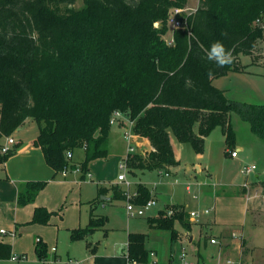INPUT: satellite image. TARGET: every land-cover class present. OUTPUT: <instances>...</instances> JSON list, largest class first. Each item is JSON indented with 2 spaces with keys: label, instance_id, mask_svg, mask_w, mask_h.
Masks as SVG:
<instances>
[{
  "label": "trees",
  "instance_id": "obj_1",
  "mask_svg": "<svg viewBox=\"0 0 264 264\" xmlns=\"http://www.w3.org/2000/svg\"><path fill=\"white\" fill-rule=\"evenodd\" d=\"M75 3L0 0V139L12 137L32 118L39 127L32 144L55 174L74 171L77 163L67 155L84 151L78 165L82 178L91 161L110 155V122L117 112L128 116L134 135L150 145L144 154L126 156L131 173L175 165L171 134L202 154L205 138L221 127L229 153L232 112L264 141V104L231 101L214 85L231 72H244L242 57L253 63L264 57V0H199L194 13L183 15L184 30L173 31L172 45L166 38L169 13L184 9L188 0H83L81 9ZM215 41L231 50L229 66L217 67L207 59ZM110 190L113 201L125 200L122 187ZM136 192V205L151 199L142 184ZM28 199L21 196L20 202ZM50 217L37 209L32 222L48 224ZM176 221L190 230L183 213L168 217L161 212L148 219L151 228L170 230L178 238ZM105 223L92 209L88 228L73 231L72 239ZM146 239L145 234H129V264L147 263ZM36 253L45 264L48 249L39 241ZM12 258L11 245L0 240V262Z\"/></svg>",
  "mask_w": 264,
  "mask_h": 264
},
{
  "label": "rangeland",
  "instance_id": "obj_2",
  "mask_svg": "<svg viewBox=\"0 0 264 264\" xmlns=\"http://www.w3.org/2000/svg\"><path fill=\"white\" fill-rule=\"evenodd\" d=\"M198 5L199 0H188L183 14L189 16L197 10ZM74 7L81 9L83 0H76ZM173 10L170 11L169 18ZM184 28L174 29L172 25H169L166 35L168 44L172 45L174 42L172 40L173 31L184 30ZM241 64L245 69L244 72H231L217 79L214 85L222 89L231 101L242 104H264V57L258 63H253L249 57L244 56L241 58ZM231 124L234 130V143L231 148L232 150L240 149L237 159H231L225 154L227 143L221 127H217L205 138L204 153L200 156L196 155L190 144L180 143L171 134V140L176 147L180 163L178 164L176 161L172 166L169 178L162 177L160 173L166 172L163 170L147 171L144 174L140 172L132 174L126 171L127 181L131 183V194L136 192L139 185H146L152 195L150 198L155 199L157 205L144 217H128L127 200L113 204L101 203L94 213L107 218L104 227L92 231L88 239L72 240L71 233L62 234L57 251L58 264H70V260L79 264H128L129 233L147 235L145 248L149 254L146 264H153V262L156 264H241L236 255H224L214 245L205 246L204 238L199 235L200 225H205L207 222L214 223L215 212L223 220L239 221L241 197L237 193L241 186L252 188L249 192L251 200L261 207L264 206V187L259 182L264 181V141L255 136L249 123L235 112L231 113ZM22 130L24 134L30 136L34 133L39 134L38 124L32 118L26 120ZM124 131V129L120 130L117 125H113L111 128L112 134L122 135L126 133ZM134 149L143 152L136 142ZM112 155V158L108 160L107 169L94 176V184H90L91 179L87 178L86 180L96 195L98 183L102 188H108L115 182H119L117 177L120 174V163L114 160L116 153ZM120 162L122 161L120 160ZM116 164L118 167L115 166ZM196 165L202 168L201 171L195 169ZM250 166H255L256 172L246 178V175L241 172L243 168ZM69 173L76 174L77 172L69 171ZM172 182L175 184L169 185ZM119 183L123 190H128L125 184ZM188 187L191 189L190 192L187 191ZM170 196L175 203L184 207L169 206L167 208L169 200L166 199H169ZM255 196L257 197L255 198ZM195 197L198 199H194ZM216 197H218L217 203H215ZM178 208H182L180 213H183L185 220L189 222L190 215L188 213L197 212L199 214V217L196 218L197 224L194 225L191 233V236H195L194 242L185 236L174 238L170 230L149 226L148 219L157 216L160 211L166 209L165 214L168 216V212L174 210L171 217H175L178 214L176 213ZM209 208H215V211L206 215L205 211ZM88 226V213L85 211L82 227L86 229ZM174 228L179 232L186 230L179 222L174 224ZM152 253L156 255L152 257ZM243 261L244 264H253L248 257ZM0 264L39 263L37 256L30 254L28 258H20L19 261L4 260Z\"/></svg>",
  "mask_w": 264,
  "mask_h": 264
},
{
  "label": "crops",
  "instance_id": "obj_3",
  "mask_svg": "<svg viewBox=\"0 0 264 264\" xmlns=\"http://www.w3.org/2000/svg\"><path fill=\"white\" fill-rule=\"evenodd\" d=\"M117 126L120 130L124 129V132L126 133L122 135L111 133L109 142L110 155L107 159H96L91 161L88 164V172L85 175V178H82L81 172H77L76 174L67 173L65 176L62 173L55 174V171L47 164L42 150L34 147L32 144L38 133H34L30 136L24 134L22 128H20L12 135L15 140V144L11 146L13 154L4 161L2 160L4 154L1 153V148L7 145L8 137L0 139V240L11 245L13 257L20 259L24 257L28 258L30 254L37 256L36 244L38 243V240H40L39 242L44 244L48 249V259L45 264H58L59 256L57 255V251L60 236L64 233H71L72 238L73 231L84 229L82 227V222L83 213L85 214V211L88 213V220L90 223L92 209L93 215L96 217H104L94 213L101 203L105 202L104 204H113L120 202L112 200V191L110 190L113 186L121 187L119 182H115L114 185H110L108 188H102L99 186L100 183H98L96 195V192H93L90 189L89 182L86 181L87 178L91 179L90 184H94V176L98 172H103L107 169L108 160L109 158H112L113 153H116V156L114 155V160L117 163H121L120 160L123 161L129 154L130 144H133L134 147V143L136 142L137 146L143 150V152L135 150L133 152L135 154H144L145 151L150 149L149 142L146 139L134 135L133 123L131 125L127 119H122ZM19 132L22 133L17 134ZM129 133L132 135L130 142L126 139V135ZM171 144L176 161H178L179 164L180 159L173 140H171ZM230 151H232V148ZM230 151L229 153L227 152L226 146L225 154L229 158L237 159L239 157V154L237 157H232ZM236 151L240 152V149H237ZM202 154L196 153V155L199 156ZM84 157V151L79 150L73 154L72 158L74 163L79 165L83 162ZM115 166L118 167V164ZM171 168L172 166L163 170L166 172L160 173L162 177L169 178V171ZM195 169L201 171L202 168L199 165H196ZM145 172L140 173L144 174ZM255 172L256 170L250 175L255 174ZM249 176H246V178ZM259 182H261L264 187V181ZM37 184H44V186L40 189H36V187L34 188L33 186H36ZM174 184L175 183L173 182L169 183V185ZM100 189H105V194H101ZM147 189L149 190L148 187ZM188 189L189 187L187 188V191L190 192L191 189ZM251 189L252 188H249L248 186H241L237 193V195L241 197L239 221L223 220L218 217L215 212L214 223L207 222L205 225H200L199 235L204 238L205 246H208L209 244L214 245L217 246L219 252L224 255H236V258L241 264H244L243 260L246 257L251 259L253 264H264V206L261 207L251 200V194L249 193ZM149 194L151 197L152 195L150 191ZM21 196H29V199L25 204L20 202ZM218 197L215 198V203H217L216 200ZM256 197L257 196H255V198ZM194 199L197 200L198 198L195 197ZM166 200H169L167 208L169 206L184 207L183 205L175 203L171 196ZM96 202L97 204H95ZM37 209H45L51 214L48 224L32 222ZM165 210L160 211L158 215L152 219L159 217L161 212L165 213ZM208 211L209 213H205L206 215L215 211V208H209ZM185 212L188 213L187 211ZM188 214L190 215V213ZM190 222V230L179 232L175 228L174 229L179 233V238L185 236L191 242H194L195 236H191V233L193 232L194 225L197 224L196 218L191 217L190 215ZM104 225L95 230L103 228ZM2 231H4V233ZM91 233L82 239H88L91 236ZM212 240H216L217 242L212 243ZM151 255L153 257L156 254L152 253ZM38 263L41 264L39 259ZM69 263L79 264L78 262H73L71 260ZM153 264L156 263L153 262Z\"/></svg>",
  "mask_w": 264,
  "mask_h": 264
},
{
  "label": "built area",
  "instance_id": "obj_4",
  "mask_svg": "<svg viewBox=\"0 0 264 264\" xmlns=\"http://www.w3.org/2000/svg\"><path fill=\"white\" fill-rule=\"evenodd\" d=\"M184 9H174L172 12V15L170 16L168 23L169 25H172L174 29H182L184 28L185 22L181 19L182 16L184 15ZM173 40V39H172ZM122 119H127L129 121L128 116H126L125 114H122L120 112H117L114 114L113 118L111 119V125H117L119 123V121H121ZM129 124L132 125V123L129 121ZM126 139L128 140V142L131 141L132 139V135L129 133L128 135H126ZM8 143L6 146L1 148V153L2 154H8L12 151V147L15 144V140L13 137H9L7 139ZM135 151L133 144H130L129 147V154L133 153ZM230 154L232 157H237L238 152L236 150H232L230 151ZM68 159H72L73 155L71 153H68ZM120 168V174L118 175V181L125 184V186L127 187L128 190L124 191V196H125V200H127V213L129 217H143L145 216V214L150 211L153 207H155L157 205V202L155 199H150L146 204L144 205H136L134 203L135 198H137L138 193L134 192L133 194H131L130 192V187H131V183L127 181L126 178V171H128V167H127V157L120 163L119 165ZM256 170L255 166H250V167H245L242 170V173L246 176H249L252 172H254ZM69 171H71L69 168H65V170L62 172V174L65 176ZM75 172H81L80 167L77 165L76 168L74 169ZM190 190V188L188 189ZM182 212L181 208H178L176 213H180ZM205 213H209L208 210L205 211ZM174 214V210H171L168 212V216L171 217V215ZM191 217H199V214L197 212H191L190 213ZM4 233V231H2ZM40 241V240H38ZM216 240H212V243H216ZM55 251V249H54ZM12 260L14 261H19L18 258L13 257Z\"/></svg>",
  "mask_w": 264,
  "mask_h": 264
},
{
  "label": "clouds",
  "instance_id": "obj_5",
  "mask_svg": "<svg viewBox=\"0 0 264 264\" xmlns=\"http://www.w3.org/2000/svg\"><path fill=\"white\" fill-rule=\"evenodd\" d=\"M207 59L214 62L217 67H226L232 63L233 57L231 50L226 49L221 41H215L207 52ZM207 75L211 79L214 73L210 70Z\"/></svg>",
  "mask_w": 264,
  "mask_h": 264
},
{
  "label": "water",
  "instance_id": "obj_6",
  "mask_svg": "<svg viewBox=\"0 0 264 264\" xmlns=\"http://www.w3.org/2000/svg\"><path fill=\"white\" fill-rule=\"evenodd\" d=\"M256 136V135H255Z\"/></svg>",
  "mask_w": 264,
  "mask_h": 264
}]
</instances>
